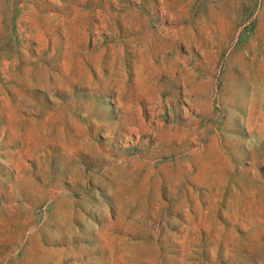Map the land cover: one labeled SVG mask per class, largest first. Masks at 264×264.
<instances>
[{"label": "rangeland", "instance_id": "1", "mask_svg": "<svg viewBox=\"0 0 264 264\" xmlns=\"http://www.w3.org/2000/svg\"><path fill=\"white\" fill-rule=\"evenodd\" d=\"M67 1L0 0V264H43L41 244L54 250L53 264H87L108 252L93 240L103 231L115 248H137L140 263L129 264H264V0H87L72 59L59 57L54 38L70 31ZM211 4L229 22L226 36H181ZM101 19L107 28L95 29ZM144 35V53L161 68L149 92L118 107L106 86L109 53L131 82ZM96 64L102 79L78 73ZM183 65L199 86L175 82ZM47 113L56 120L38 127ZM61 126L73 141L68 155ZM218 157L225 171L216 177L208 166ZM123 165L155 174L121 212L113 193ZM58 204L69 211L64 228L50 218Z\"/></svg>", "mask_w": 264, "mask_h": 264}, {"label": "bare ground", "instance_id": "2", "mask_svg": "<svg viewBox=\"0 0 264 264\" xmlns=\"http://www.w3.org/2000/svg\"><path fill=\"white\" fill-rule=\"evenodd\" d=\"M4 1V0H3ZM23 1V0H22ZM87 0H68L67 6H66V16L65 19L62 21L64 23H67L69 25L70 31H64V29L59 30L60 34L59 36H55L54 38L57 39L58 43V55L59 57H68V59H72L73 55L76 54L78 51L75 48V43L78 39H80V36L78 34V28L79 24L82 18L87 17V12L85 9L81 8V5H86ZM178 0H169L171 4H175ZM17 3V2H16ZM20 3V2H19ZM13 4V3H12ZM16 5V4H15ZM5 6V5H4ZM143 6V5H142ZM16 7V6H15ZM47 7L51 10H59L60 5L56 1H48ZM135 10V8H134ZM160 10V9H159ZM12 13V12H11ZM8 14V13H7ZM65 15V14H64ZM56 14H50L49 17L55 18ZM139 19V18H138ZM102 20V19H101ZM172 21V19H169ZM26 19L19 17V27L22 31V24L26 23ZM145 21V20H144ZM175 23V22H174ZM57 24V23H56ZM145 24V23H144ZM165 24V23H164ZM61 24L59 23L57 27H59ZM108 23L101 21V25L94 24V28L98 29L101 28H107ZM175 25V24H173ZM229 22L225 17L224 12L220 8H216L214 4L209 5V7L205 10V12L198 14L197 18L193 19L190 25L183 27L180 29V35L184 38L194 40L199 38L200 40H204L206 42H212L213 34L216 31H220L221 35L224 37L229 29ZM73 31V32H72ZM76 31V32H74ZM100 32V31H99ZM96 33V32H95ZM101 33V32H100ZM160 33V32H159ZM27 36V35H26ZM32 37V36H31ZM147 35L142 36L140 40L142 42L140 43V47L138 50L140 51V55L138 58H135L134 64H133V73L134 77L131 82L128 81V79L122 74L120 70L115 66V63L117 62L118 53L114 50L109 53V62L111 65V73L108 78V82L106 83L107 90L112 92L115 96L116 103L118 104V107L122 106L121 98L124 96H133L134 92L138 93L139 95L145 94L149 92L152 89V85L150 83V74L154 72H158L160 70V65H152L149 62L148 55L144 53L145 51H148L147 49ZM174 37V36H173ZM176 37V36H175ZM222 37V38H223ZM52 40V38L50 37ZM49 39V40H50ZM224 39V38H223ZM102 38H100V42H103ZM35 42V41H34ZM53 42V41H51ZM96 41L94 40V43ZM189 43V42H188ZM160 43H157V46H159ZM199 45V44H198ZM214 45V44H213ZM212 45V46H213ZM27 46V45H25ZM29 46V45H28ZM147 49V50H146ZM105 52V51H101ZM100 52V53H101ZM203 53V52H202ZM80 55V54H79ZM100 55V54H97ZM242 56V55H240ZM183 60V59H182ZM181 60V61H182ZM9 61V60H8ZM96 61V60H93ZM105 61V60H104ZM107 61V60H106ZM180 61V62H181ZM252 62L251 58H245V63L247 65H250ZM161 64V63H160ZM185 64V63H183ZM200 65V62L198 63ZM60 69L62 70L61 73L67 74L69 71V66L67 63H60L58 64ZM81 70V69H79ZM93 71H91L89 68H84L81 72H78L82 77L86 78L87 81L93 82L95 77H99V79H102V73L100 71V67L96 64L93 66ZM220 70V69H218ZM253 73V72H252ZM178 74V73H177ZM107 77V76H106ZM154 77V76H153ZM199 74H196L190 67L183 65L180 69V74L178 76H175V82H180L183 85H190L192 83H195V86H199L200 84V78ZM77 79V78H76ZM70 80V79H69ZM70 82V81H69ZM72 82V81H71ZM76 82V81H75ZM68 83V82H67ZM70 85V84H69ZM68 85V87H70ZM59 86V85H58ZM61 87V86H60ZM94 87V86H93ZM65 88V87H64ZM61 90V89H60ZM63 91V90H62ZM66 91V90H65ZM64 92V91H63ZM68 93V92H67ZM137 94V95H138ZM2 96V95H1ZM4 97V96H3ZM57 99V98H56ZM132 99V98H131ZM138 99V98H137ZM214 99V98H213ZM135 101V100H134ZM57 102V101H56ZM55 102V103H56ZM76 102V101H75ZM132 103V102H131ZM117 106V105H116ZM127 106V105H125ZM135 106V105H134ZM190 106V105H188ZM65 107V106H64ZM79 107V106H78ZM141 107V106H139ZM93 108V107H92ZM126 108V107H125ZM124 108V109H125ZM81 109V108H80ZM128 109V108H127ZM33 111V110H32ZM63 111V110H62ZM124 111V110H123ZM136 112V111H135ZM76 113V112H75ZM141 114V111H140ZM152 118L150 121L156 120V118H153L154 114L151 113ZM138 118V117H137ZM55 117L53 114H45L42 118L39 120H36L38 127L43 128L45 125H47L50 122H54ZM163 119H158L157 122H161ZM34 122V121H33ZM35 122V123H36ZM73 127V126H72ZM29 128V127H28ZM36 128V127H35ZM137 129V128H136ZM32 130V129H31ZM60 133H61V139H60V145L63 150L64 155H68L71 152V144H72V137H67L61 132H64V126L60 127ZM67 131V130H66ZM3 135V134H2ZM12 135V134H11ZM129 137V136H128ZM76 144H86L85 141L80 140L76 141ZM202 145V144H201ZM212 147V146H211ZM210 147V148H211ZM101 148V147H100ZM196 149V148H195ZM111 150V149H110ZM202 150V149H201ZM116 159V158H115ZM118 164H123V162H119ZM19 167V166H18ZM17 167V168H18ZM121 171L118 173V180L120 181L121 185L116 188V190L113 193L114 198L118 202V210L121 211L124 209V206L128 202V200H131L132 194L138 193V192H144L148 191L150 189V175L155 174V172L151 169L145 168L140 170H134L129 169L127 166H122ZM209 171L213 174V176H221L225 171V161L222 160L220 157L214 159L212 163L208 166ZM163 169L158 170L157 172H161ZM24 171V170H23ZM24 174V173H23ZM57 189V188H55ZM58 191V190H57ZM216 192V191H215ZM218 193V192H216ZM214 194V193H213ZM254 196V195H253ZM63 200V199H62ZM197 201V200H196ZM17 202V201H16ZM15 202V203H16ZM13 203V202H12ZM9 204V203H8ZM7 204V205H8ZM144 204V203H143ZM29 205V204H28ZM146 205V204H145ZM197 205V204H196ZM247 204H244L246 206ZM198 206V205H197ZM23 208V207H22ZM15 209V208H14ZM192 209V208H191ZM197 210V209H196ZM3 211V210H1ZM53 212V211H52ZM122 212V211H121ZM33 214H31L32 216ZM111 215V214H110ZM199 215V214H198ZM69 216L68 209L62 208L60 204L57 205L56 210L54 213L50 215V218H58L60 221L58 222L63 228L67 225L66 221ZM193 216V215H192ZM103 217V216H102ZM110 217V216H109ZM235 217V216H234ZM231 218V217H230ZM226 219V218H225ZM16 220V219H15ZM219 220V219H218ZM22 221V220H21ZM15 222V221H14ZM23 222V221H22ZM111 223V221H109ZM16 223V222H15ZM24 223V222H23ZM119 223V222H118ZM22 225V224H20ZM24 225V224H23ZM123 225V224H122ZM199 225V224H198ZM209 225V224H208ZM234 225V224H232ZM4 222L3 219L0 217V231L4 228ZM103 226V225H102ZM112 225H109L108 227H111ZM235 226V225H234ZM242 226V225H241ZM247 226H250L247 225ZM22 227V226H20ZM196 227V226H195ZM23 228V227H22ZM98 228V227H97ZM220 228V227H219ZM243 228V227H242ZM250 228V227H248ZM30 229V227H29ZM28 229V230H29ZM120 229V228H118ZM123 229V228H122ZM195 229V228H194ZM197 229V228H196ZM234 229V228H233ZM251 229V228H250ZM32 230V229H31ZM30 230V231H31ZM243 230V229H242ZM21 231V230H20ZM249 231V230H248ZM139 232V231H138ZM142 232V231H141ZM211 232V231H210ZM197 233V231H196ZM215 233V232H214ZM250 233V232H249ZM251 233L252 230H251ZM27 235V232H26ZM123 235V234H122ZM63 238V236H62ZM91 238V237H90ZM113 237H110L109 234L106 231H103L100 233V235H96L93 240L97 242L98 245H100V249H102V252L107 254L106 256H103L100 259H96L94 261H91L87 264H129L128 261H138L140 263V259L138 257V250L137 248L122 246L115 248V240L112 239ZM116 238V237H115ZM122 238V237H121ZM92 240V239H91ZM238 240V239H237ZM251 240V239H250ZM55 238H53L52 235H50V238L46 239L45 244L47 246H51L54 244ZM65 239L63 238V243ZM189 242L187 239V235L181 236L177 243L180 247H185V245ZM248 242V241H246ZM250 243V241H249ZM2 244V243H0ZM238 244V243H237ZM23 245V244H22ZM246 245V243H245ZM239 248V246H238ZM237 248V249H238ZM39 252H41V256H39V259L41 263L43 264H53V261L55 259V254L53 249L42 247V244L38 247ZM184 250V249H183ZM182 250V251H183ZM22 251V250H21ZM237 251V250H236ZM21 254V253H20ZM6 256V255H5ZM11 256V255H10ZM24 256V255H23ZM84 254L79 253L76 258H83ZM217 256V255H216ZM9 257V256H8ZM215 257V256H214ZM2 258V257H1ZM221 259V258H220ZM226 260V259H225ZM224 260V261H225ZM236 261V260H235ZM9 262V260H8ZM195 262V261H194ZM236 263V262H235ZM4 264V263H3ZM72 264H79V263H72ZM179 264V263H178Z\"/></svg>", "mask_w": 264, "mask_h": 264}]
</instances>
